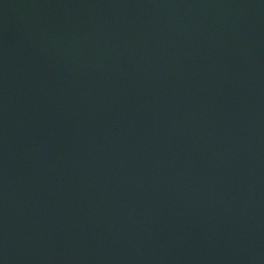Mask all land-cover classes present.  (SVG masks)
Returning a JSON list of instances; mask_svg holds the SVG:
<instances>
[{
    "label": "water",
    "instance_id": "obj_1",
    "mask_svg": "<svg viewBox=\"0 0 264 264\" xmlns=\"http://www.w3.org/2000/svg\"><path fill=\"white\" fill-rule=\"evenodd\" d=\"M0 264H264V0H0Z\"/></svg>",
    "mask_w": 264,
    "mask_h": 264
}]
</instances>
